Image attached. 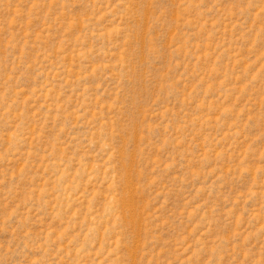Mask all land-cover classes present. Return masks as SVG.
<instances>
[{
	"label": "rangeland",
	"instance_id": "obj_1",
	"mask_svg": "<svg viewBox=\"0 0 264 264\" xmlns=\"http://www.w3.org/2000/svg\"><path fill=\"white\" fill-rule=\"evenodd\" d=\"M0 264H264V0H0Z\"/></svg>",
	"mask_w": 264,
	"mask_h": 264
}]
</instances>
